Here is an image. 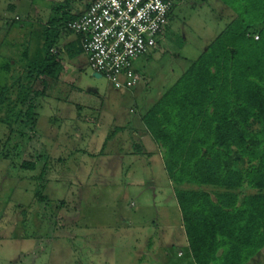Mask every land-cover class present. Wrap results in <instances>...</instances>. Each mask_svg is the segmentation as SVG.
Returning a JSON list of instances; mask_svg holds the SVG:
<instances>
[{
	"label": "rangeland",
	"instance_id": "374dc122",
	"mask_svg": "<svg viewBox=\"0 0 264 264\" xmlns=\"http://www.w3.org/2000/svg\"><path fill=\"white\" fill-rule=\"evenodd\" d=\"M174 1L156 51L135 61L140 87L116 91L93 76L83 54L70 60L65 53L60 79L36 81L25 107L35 106V132L20 135L0 123V264H165L166 252L178 258L183 216L160 150L138 140L139 121L235 15L222 0ZM90 2L0 0V94L44 62L48 32L59 40L53 52L78 41L61 31L63 18ZM6 117L1 111L0 120ZM23 163L35 170H22ZM249 264H264V250Z\"/></svg>",
	"mask_w": 264,
	"mask_h": 264
},
{
	"label": "trees",
	"instance_id": "16d2710c",
	"mask_svg": "<svg viewBox=\"0 0 264 264\" xmlns=\"http://www.w3.org/2000/svg\"><path fill=\"white\" fill-rule=\"evenodd\" d=\"M222 1L235 18L142 121L162 151L195 262L249 264L264 250V0ZM81 15L66 14L61 31ZM57 44L48 32L44 62L0 94L10 132H35V106L25 110L34 84L60 79L63 54H83L80 38L55 54Z\"/></svg>",
	"mask_w": 264,
	"mask_h": 264
},
{
	"label": "built area",
	"instance_id": "2783aa9c",
	"mask_svg": "<svg viewBox=\"0 0 264 264\" xmlns=\"http://www.w3.org/2000/svg\"><path fill=\"white\" fill-rule=\"evenodd\" d=\"M174 6V0H91L66 28L80 38L93 76L116 91L132 90L142 82L135 61L157 49Z\"/></svg>",
	"mask_w": 264,
	"mask_h": 264
},
{
	"label": "crops",
	"instance_id": "0c3cea01",
	"mask_svg": "<svg viewBox=\"0 0 264 264\" xmlns=\"http://www.w3.org/2000/svg\"><path fill=\"white\" fill-rule=\"evenodd\" d=\"M87 8H88V6L86 7V8H83L82 9V11L81 12H79V13H77L76 15H80V14H84L85 12H86V10H87ZM167 31H168V29H167ZM167 33V32H166ZM65 45H68V44H65ZM156 51V50H155ZM143 83V78H142V82H141V84ZM140 87V86H139ZM162 97V96H161ZM153 106V105H152ZM152 108V107H151ZM150 108V109H151ZM149 109V110H150ZM148 110V111H149ZM143 118L139 121V122H141L142 123V131H141V137L140 136H138V140H142V141H144L145 142V140L146 141H150V143H153L155 146H157L155 143H154V141H153V139H152V137H151V135L148 133V131H147V129H146V127L144 126V124H143ZM134 124H138V122H135ZM132 127V128H131ZM130 127V129L136 134L137 132H136V129L134 128V126H131ZM144 137V138H143ZM148 139V140H147ZM143 142V143H144ZM146 143V142H145ZM146 145V144H145ZM157 148L159 149V147L157 146ZM160 150V149H159ZM160 152H161V156H162V151L160 150ZM184 224V223H183ZM183 230H184V238H183V242L181 243V245H180V247H179V250H180V252H179V255H178V258L177 259H175V260H173V258H171L172 257V254H171V252H166V253H164V259H165V264H197L196 262H195V260H194V258H193V255H192V250H191V247H190V243H189V240H188V237H187V233H186V229H185V227L183 226ZM182 250V251H181ZM260 255V254H259ZM259 258V256H257L252 262H255V261H257V259Z\"/></svg>",
	"mask_w": 264,
	"mask_h": 264
},
{
	"label": "water",
	"instance_id": "95a60500",
	"mask_svg": "<svg viewBox=\"0 0 264 264\" xmlns=\"http://www.w3.org/2000/svg\"><path fill=\"white\" fill-rule=\"evenodd\" d=\"M96 79H101V77L99 75H95L94 76Z\"/></svg>",
	"mask_w": 264,
	"mask_h": 264
}]
</instances>
